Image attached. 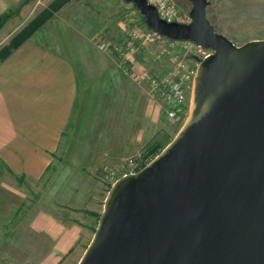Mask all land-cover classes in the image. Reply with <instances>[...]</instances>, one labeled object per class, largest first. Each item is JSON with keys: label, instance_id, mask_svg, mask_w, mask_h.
<instances>
[{"label": "water", "instance_id": "water-1", "mask_svg": "<svg viewBox=\"0 0 264 264\" xmlns=\"http://www.w3.org/2000/svg\"><path fill=\"white\" fill-rule=\"evenodd\" d=\"M125 1L156 34L213 52L173 138L112 183L77 264H264V39L236 45L209 22L208 0H189L187 22Z\"/></svg>", "mask_w": 264, "mask_h": 264}, {"label": "rangeland", "instance_id": "rangeland-1", "mask_svg": "<svg viewBox=\"0 0 264 264\" xmlns=\"http://www.w3.org/2000/svg\"><path fill=\"white\" fill-rule=\"evenodd\" d=\"M208 1L209 22L236 45L264 39V0ZM176 5L181 22L189 21L191 2L176 0ZM9 9L11 20L0 28V52L21 30L31 31L30 36L37 31L71 55L80 78L73 133L67 136L72 144L57 152L48 174L29 181L13 178L0 165L5 182L0 187V264H39L50 242L30 226L36 211L66 222L88 223L92 237L112 183L154 157L147 150L164 147L182 126L185 119L167 117L136 73L144 67L153 74L165 72L172 53L188 59L192 54L156 33L152 40L141 34L132 40L137 62L123 61L115 45L131 38L134 25L150 30L139 10L125 0H26L22 7ZM102 42L111 46L101 48ZM86 244V239L80 244L81 255ZM79 259L66 264H77Z\"/></svg>", "mask_w": 264, "mask_h": 264}, {"label": "crops", "instance_id": "crops-1", "mask_svg": "<svg viewBox=\"0 0 264 264\" xmlns=\"http://www.w3.org/2000/svg\"><path fill=\"white\" fill-rule=\"evenodd\" d=\"M20 1L0 0V14ZM79 80L71 55L37 31L0 60V165L13 178L39 180L48 174L57 152L70 148L67 136L73 133ZM3 183L0 178V187ZM30 226L50 242L39 264L77 260L80 244L91 238L88 223L58 220L41 210L33 214Z\"/></svg>", "mask_w": 264, "mask_h": 264}, {"label": "built area", "instance_id": "built-area-1", "mask_svg": "<svg viewBox=\"0 0 264 264\" xmlns=\"http://www.w3.org/2000/svg\"><path fill=\"white\" fill-rule=\"evenodd\" d=\"M147 2L156 7L157 13L162 19L166 21H181V14L176 5V0H147ZM141 34L146 40H152L155 36V32L151 29L145 31L140 26L134 25L131 29V38L126 43L115 45L114 47L120 58L131 65L137 62V55L132 40ZM173 41L186 48L187 53L192 54V59H188L180 54L178 55V53H172L171 64L167 71L153 74L150 69L144 67L139 69L136 77L146 83L151 98L161 102V107L164 109L167 117L185 119L189 109L187 92L191 88L196 66L201 59L210 55L213 50L200 46L190 40ZM100 46L104 48L111 45L107 42H102ZM159 59L160 57L156 56L154 61L158 62Z\"/></svg>", "mask_w": 264, "mask_h": 264}, {"label": "trees", "instance_id": "trees-1", "mask_svg": "<svg viewBox=\"0 0 264 264\" xmlns=\"http://www.w3.org/2000/svg\"><path fill=\"white\" fill-rule=\"evenodd\" d=\"M25 3H26V0H21L19 2V4L17 5L18 8L22 7ZM12 12L13 11L11 9H9V10H7V11H5V12H3V13L0 14V28L3 26V24L5 23V21L12 16ZM37 24H40V23H37ZM30 34H31V31H29V30H26V29L21 30L20 33L15 37V40L13 41V43L11 44V46L3 49L0 52V60L5 59L10 54V52L14 48H16L18 45H20L26 38H28L30 36ZM162 148H163V146L160 147L159 145H153L151 148H149L147 150V155H150V154L156 155ZM144 164H142L141 167Z\"/></svg>", "mask_w": 264, "mask_h": 264}]
</instances>
